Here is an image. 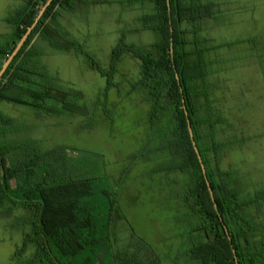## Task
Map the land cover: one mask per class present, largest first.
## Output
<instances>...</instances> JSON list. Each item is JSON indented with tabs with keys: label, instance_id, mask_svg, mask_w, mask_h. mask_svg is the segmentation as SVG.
Returning <instances> with one entry per match:
<instances>
[{
	"label": "rangeland",
	"instance_id": "rangeland-1",
	"mask_svg": "<svg viewBox=\"0 0 264 264\" xmlns=\"http://www.w3.org/2000/svg\"><path fill=\"white\" fill-rule=\"evenodd\" d=\"M212 2L214 17L202 23L201 37L211 48L219 47L209 54L213 72L209 83L214 111L224 120L217 126V139L227 145L213 168L234 173L236 187L248 198L264 193V0ZM25 3L0 0V36L11 34L8 19ZM152 10L150 3L131 6L129 0H85L73 12L63 11L60 24L69 39L83 45L87 56L35 42L47 71L63 88L82 94L79 102L87 108L85 114L57 117L0 104V113L12 118L19 129L8 134L9 142L35 141L45 152L69 149L67 155L84 171L96 173L100 197L107 200L102 194L107 191L115 200L124 219L114 216L102 249L103 264H118L110 256L117 253L129 254L132 263H148L156 255L161 264H189L184 255L196 223L187 219L189 207L183 194L192 176L166 170L171 155L164 144L174 126L172 114L163 113L153 128L151 96L148 89L137 86L141 61L132 54L119 62L115 87L107 97L108 79L91 66L93 59L110 71L113 51L122 38L138 47L157 43L158 35L141 20ZM184 28L192 25L186 23ZM248 213L260 227L256 239L264 243V202ZM28 216L24 209L11 217L0 216V264H20L16 255L31 230L23 226ZM34 254L30 248L23 259Z\"/></svg>",
	"mask_w": 264,
	"mask_h": 264
},
{
	"label": "trees",
	"instance_id": "trees-1",
	"mask_svg": "<svg viewBox=\"0 0 264 264\" xmlns=\"http://www.w3.org/2000/svg\"><path fill=\"white\" fill-rule=\"evenodd\" d=\"M46 2L26 0L22 8L10 15L8 22L13 30L6 37L0 36V71ZM84 2L54 0L0 82V104L26 106L57 117L83 115L88 111L79 102L82 94L63 88L47 71L35 45L42 40L56 51L87 56L83 45L69 39L60 24L63 11L73 12L77 3ZM129 3L153 5L152 12L141 20L146 29L158 35V42L151 47H138L122 38L113 51L110 71L102 69L93 59L91 66L108 79L104 95L107 97L108 91L115 87L113 79L119 62L125 54H132L141 61L137 86L148 89L151 96L153 128L163 113L172 114L174 126L166 134L164 144L171 161L165 168L191 174L192 183L183 198L189 207L187 219L196 223L183 255L189 264H237L235 250L239 264H264V243L256 239L260 227L248 213L249 208L264 202V193L244 198L236 187L234 173L213 168L227 148L217 139V126L224 120L214 111L209 83L213 75L209 54L219 47L211 48L201 37V25L214 17L216 4L212 0H129ZM186 23L192 29H185ZM185 106L218 211L193 145ZM15 127L12 118L0 113V216L11 217L17 209H24L29 216L23 226L31 228L18 247L16 259L20 264H103L102 249L106 247L105 239L110 235L114 216L124 219L115 200L107 191H102L109 197L107 200L100 197L96 173L84 171V166L67 155L69 149L45 152L35 141L9 142L8 134L19 130ZM30 248L35 249L34 256L23 259ZM128 255L110 256L118 264L138 263H132ZM141 264L161 262L154 255L148 263Z\"/></svg>",
	"mask_w": 264,
	"mask_h": 264
},
{
	"label": "water",
	"instance_id": "water-1",
	"mask_svg": "<svg viewBox=\"0 0 264 264\" xmlns=\"http://www.w3.org/2000/svg\"><path fill=\"white\" fill-rule=\"evenodd\" d=\"M53 2H54V0H47V2L45 3V5L43 6V8L41 9V11L39 12L38 16L36 17L34 24L30 28H28L26 34L19 41V43L16 45V48H15L13 54L8 58V60L5 62L4 66L2 67V69L0 71V82L2 81L5 73L9 69V67L12 64V62L14 61L15 57L20 53V51L22 50V48L24 47V45L26 44V42L28 41V39L32 35L33 31L37 28V26L39 25L41 19L43 18V16L45 15L46 11L52 5ZM170 15H171V10H170ZM172 50H173V47H172ZM177 80H178V82L180 84V77H179V75H177ZM185 112H186V116H187L188 122H189L190 133H191V137H192V140H193V145L195 147L196 153H197L198 158L200 160V163H201V166H202V169H203V172H204L205 179L207 181V185H208V188H209L211 197H212V199H213V201L215 203L216 210L218 211L219 210V207H218V204L215 201L214 189L212 187V184L209 181V178H208V175H207L206 166L204 164V161H203V158H202L201 153L199 151V148L197 146V143H196V141L194 139V134H193V131H192V128H191L190 120H189V112L187 111V107L186 106H185ZM227 233L229 235V239L231 241V245L233 246V243H232L230 234H229V232H227ZM234 254H235V257H236L237 264H239L235 250H234Z\"/></svg>",
	"mask_w": 264,
	"mask_h": 264
},
{
	"label": "crops",
	"instance_id": "crops-1",
	"mask_svg": "<svg viewBox=\"0 0 264 264\" xmlns=\"http://www.w3.org/2000/svg\"><path fill=\"white\" fill-rule=\"evenodd\" d=\"M37 46V45H36ZM42 60V57L40 58ZM45 66V65H44Z\"/></svg>",
	"mask_w": 264,
	"mask_h": 264
}]
</instances>
